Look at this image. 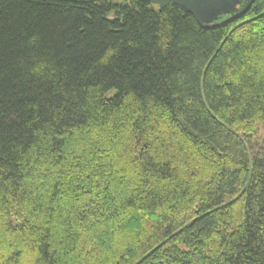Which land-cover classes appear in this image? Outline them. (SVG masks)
<instances>
[{
	"label": "trees",
	"instance_id": "16d2710c",
	"mask_svg": "<svg viewBox=\"0 0 264 264\" xmlns=\"http://www.w3.org/2000/svg\"><path fill=\"white\" fill-rule=\"evenodd\" d=\"M260 123L264 0H0V264H264Z\"/></svg>",
	"mask_w": 264,
	"mask_h": 264
},
{
	"label": "water",
	"instance_id": "95a60500",
	"mask_svg": "<svg viewBox=\"0 0 264 264\" xmlns=\"http://www.w3.org/2000/svg\"><path fill=\"white\" fill-rule=\"evenodd\" d=\"M73 3H94L101 0H64ZM162 11L169 4L178 6L194 17L203 29H215L242 18L255 0H146ZM237 5L240 7L237 8Z\"/></svg>",
	"mask_w": 264,
	"mask_h": 264
},
{
	"label": "rangeland",
	"instance_id": "374dc122",
	"mask_svg": "<svg viewBox=\"0 0 264 264\" xmlns=\"http://www.w3.org/2000/svg\"><path fill=\"white\" fill-rule=\"evenodd\" d=\"M248 141L250 150L252 152H256V150L264 147V123L257 125V133L254 134Z\"/></svg>",
	"mask_w": 264,
	"mask_h": 264
},
{
	"label": "flooded vegetation",
	"instance_id": "af4514ba",
	"mask_svg": "<svg viewBox=\"0 0 264 264\" xmlns=\"http://www.w3.org/2000/svg\"><path fill=\"white\" fill-rule=\"evenodd\" d=\"M240 6L239 5H237V8H239Z\"/></svg>",
	"mask_w": 264,
	"mask_h": 264
}]
</instances>
